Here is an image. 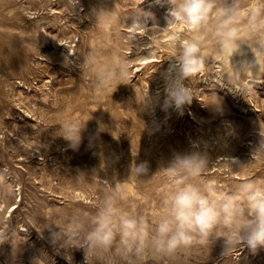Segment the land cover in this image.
Masks as SVG:
<instances>
[{
	"label": "rangeland",
	"instance_id": "obj_1",
	"mask_svg": "<svg viewBox=\"0 0 264 264\" xmlns=\"http://www.w3.org/2000/svg\"><path fill=\"white\" fill-rule=\"evenodd\" d=\"M155 1L79 0L76 8L66 0H0V264H129L118 238L108 252L86 257L82 248L54 246L51 232L58 229L48 227L72 217L86 224L107 184L125 188L121 206L151 223L168 187L159 168L194 143L210 157L207 179L225 189L245 179L264 181V155L252 154L264 139V73L246 72L242 94L230 90L226 77L215 80L209 64L206 73L185 81L191 103L163 110L161 73L176 49L162 40L173 30L150 21L135 36L126 31L140 8L156 11ZM109 6H115V21L98 27L92 10ZM249 8L264 11V0H243L242 14ZM184 26L183 38H190ZM136 40L135 51L126 53ZM144 41L154 48L141 49ZM242 47L246 56L232 58L237 67L254 58ZM151 49L160 62L145 66L139 60ZM214 49L207 39L204 50L212 59ZM93 50L97 65L123 60L128 66L126 84L113 93H98L92 74L79 68ZM148 92L153 103L144 108ZM64 118L86 123L77 149L56 135ZM232 158L240 168L229 172ZM133 162H147L148 175L129 176ZM222 251L221 238L171 256L147 251L133 264H264V247Z\"/></svg>",
	"mask_w": 264,
	"mask_h": 264
},
{
	"label": "clouds",
	"instance_id": "obj_2",
	"mask_svg": "<svg viewBox=\"0 0 264 264\" xmlns=\"http://www.w3.org/2000/svg\"><path fill=\"white\" fill-rule=\"evenodd\" d=\"M69 2L76 8L79 5V0ZM156 2L169 6L166 25H186L192 33L190 38L185 39L182 29L173 36L172 44L176 50L169 58L170 66L161 73L166 92L161 105L163 110H181L185 104H190L194 95L190 84L186 85L185 81L191 82L197 75L206 73L209 64L214 69L209 73L214 74L215 80L222 82L226 77L234 90L242 94H245L243 79L246 72L253 74V69H258L257 73H264V11L261 9L249 8L246 14H242L243 0ZM91 18L98 27L106 25L109 19L114 22V8H94ZM149 21L158 23L153 14L143 8L132 17L134 27L148 25ZM241 24L243 27H240ZM209 38L214 42L216 59L210 58L204 50L205 41ZM243 45H247L254 58L240 61L237 67L232 58L237 54L246 56ZM95 55L93 50L79 68L81 72L92 74L98 93H113L119 84H126L129 70L123 60L97 65L91 58ZM218 102L217 98L211 104ZM152 103L148 92L143 107L147 108ZM58 124L60 127L56 135L68 141L72 149H77L86 123L81 125L71 118H64ZM253 153L264 155V139H260ZM210 162L207 151L200 150L194 143L192 150L174 153L159 168L168 187L151 223L143 215L121 206L125 188L107 184L95 215L86 224L80 217H72L64 225L53 223L48 227L58 229L51 232V243L62 248H82L87 257L88 251L108 252L118 238L119 249L129 258V264L147 251L171 256L178 250L208 245L221 238V255L240 246L256 252L264 247V181L245 179L231 189H225L217 181L207 179ZM239 162L232 158L228 171L233 168L239 170ZM148 173L147 162L130 165L129 176L140 178Z\"/></svg>",
	"mask_w": 264,
	"mask_h": 264
},
{
	"label": "bare ground",
	"instance_id": "obj_3",
	"mask_svg": "<svg viewBox=\"0 0 264 264\" xmlns=\"http://www.w3.org/2000/svg\"><path fill=\"white\" fill-rule=\"evenodd\" d=\"M49 1V0H48ZM66 1H69V0H66ZM65 2V1H64ZM95 4V3H94ZM153 4V6L155 7V9H156V11H151V10H148L149 12H151L152 14H153V16H154V18L156 19V21L158 22V23H155L157 26H159V27H161V29H163V30H166V28L167 27H170V28H172V30H173V32H171L168 36L169 37H166V38H163V42H165V44H166V46L168 47H173V44H172V40H173V36H174V34L175 33H177L178 31H180V30H182V29H186V28H184L185 26L184 25H166V26H163L162 25V16L163 17H165V18H167V16H168V8H169V6L168 5H165V4H163V3H157L156 1L155 2H153L152 3ZM100 6V5H99ZM118 6V5H117ZM117 6H116V8H117ZM106 7H108V6H106ZM110 7V6H109ZM111 8V7H110ZM109 8V9H110ZM112 8H115V6L114 7H112ZM111 8V9H112ZM108 10V9H107ZM146 11V10H145ZM115 12V11H114ZM150 22V21H149ZM143 29L144 28H142L141 29V27H134V25H128L127 27H126V31H130V32H132L133 33V36H135V34L136 33H140V32H143ZM184 31V30H183ZM185 32V31H184ZM137 40L136 41H134V46L131 48V49H127L126 50V53H133L134 51H135V45H137ZM141 43H143V42H141ZM139 44V43H138ZM71 46V45H70ZM72 47V46H71ZM141 49H146V48H154L153 47V43H150L149 41H147V42H145L144 41V44H143V46L142 47H140ZM70 49V51H71V48H69ZM152 50V54H151V56H147V57H143V58H141V60H139V62L140 63H144L145 64V66L147 65H149V64H154L155 65V63L156 62H158L159 61V57H158V55H157V53H156V51L155 50H153V49H151ZM75 53V52H74ZM151 53V52H150ZM69 54V53H68ZM150 55V54H149ZM168 58H170V57H168ZM160 62V61H159ZM166 63V62H165ZM170 64H171V61L168 59V61H167V64H166V69L170 66ZM153 66V65H152ZM151 67V66H150ZM136 69V68H135ZM137 70H138V67H137ZM211 77V76H210ZM212 77H214V76H212ZM160 80V79H159ZM161 80L162 81H164L163 80V78H161ZM263 81V80H262ZM148 84V83H147ZM146 85V84H145ZM229 88H230V90H231V88H233V86L231 87V86H229ZM257 118H255V120H256ZM252 120V119H251ZM258 121V120H257ZM229 157H233V156H229Z\"/></svg>",
	"mask_w": 264,
	"mask_h": 264
}]
</instances>
